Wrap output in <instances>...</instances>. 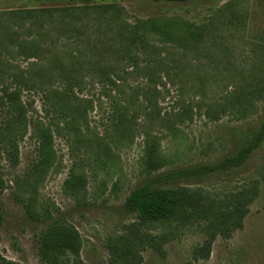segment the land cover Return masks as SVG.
Returning a JSON list of instances; mask_svg holds the SVG:
<instances>
[{
	"label": "rangeland",
	"instance_id": "obj_1",
	"mask_svg": "<svg viewBox=\"0 0 264 264\" xmlns=\"http://www.w3.org/2000/svg\"><path fill=\"white\" fill-rule=\"evenodd\" d=\"M107 5L117 10L100 11ZM149 19L174 20L178 34L142 26L133 44ZM188 27L202 36L183 39ZM263 117L264 0H0L1 256L47 264L39 240L59 222L82 239L69 264H264V145L231 175L157 184L204 190L219 206L258 183L242 227L219 235L208 258L195 253L209 238L202 221L146 226L153 247L139 245L128 263L108 246L138 223L125 209L132 191L231 155ZM35 124L51 135L47 170Z\"/></svg>",
	"mask_w": 264,
	"mask_h": 264
},
{
	"label": "trees",
	"instance_id": "obj_2",
	"mask_svg": "<svg viewBox=\"0 0 264 264\" xmlns=\"http://www.w3.org/2000/svg\"><path fill=\"white\" fill-rule=\"evenodd\" d=\"M155 4L160 3H180L185 4L196 0H146ZM104 12L108 9H116L113 5L99 6ZM141 25L136 24L132 30V43H136V39L142 26L144 30L152 33L173 38L178 33L177 24L174 20L168 19H149ZM193 27V26H192ZM202 31H196L188 27L182 38H194L202 36ZM130 53V52H129ZM131 55V53H130ZM17 100L18 107L21 110L20 119L25 118L23 106L16 94H12L9 98L13 101ZM26 126V125H25ZM34 125V129H38L40 133L42 160L40 162L43 170H47L53 160V149L51 144V135L49 130L38 128ZM239 134V133H238ZM239 143L235 146L234 152L214 163L203 164L181 168L160 174L154 180L148 181L146 184L138 187L127 197L125 209L137 215L138 223L129 226L123 234L113 236L108 240L109 250L114 262L123 260L128 263L133 259L135 250L139 245L151 246L154 239L151 235L142 233V229L146 226H168V225H188L195 221H202L208 224L209 238L205 243L196 250L197 257L208 258L210 256L212 245L216 238L221 235L225 238H231L232 234L242 227L244 218L249 212V206L255 201L259 195V186L255 181L247 182L239 188L238 191L232 192L225 197L221 205H215L207 195L206 191L194 189L186 186H176L169 184L159 186L158 183H174L176 181H192L198 179H207L214 175H231L233 172L242 169L251 160L252 156L264 145V117L258 126L248 132L239 134ZM238 142V141H237ZM147 161L150 166L161 168L163 163L158 158H150V150L148 151ZM153 167L152 169H154ZM157 168V169H159ZM72 185L74 181L71 182ZM3 182L0 178V191ZM28 211L35 216L36 213ZM43 216V215H42ZM50 217V216H49ZM47 219L48 216H43ZM82 248V239L78 231L72 226L54 222L48 226L39 240V255L47 264H69V257L79 258ZM0 264H17L6 260L0 254Z\"/></svg>",
	"mask_w": 264,
	"mask_h": 264
}]
</instances>
